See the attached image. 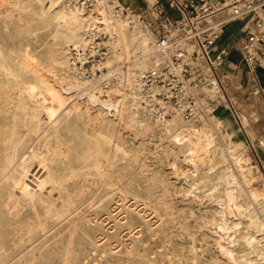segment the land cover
Segmentation results:
<instances>
[{
	"label": "rangeland",
	"instance_id": "1",
	"mask_svg": "<svg viewBox=\"0 0 264 264\" xmlns=\"http://www.w3.org/2000/svg\"><path fill=\"white\" fill-rule=\"evenodd\" d=\"M154 1L145 0L146 4L142 8L134 7V16ZM137 2L140 3V0ZM25 4V0H0V36L3 44L10 49L21 45L16 33L17 24H22L21 27L27 30L23 40H33L34 37L38 42L44 40L47 29L41 26L40 20L28 8H22ZM18 13L25 17L23 23L17 22ZM222 14L218 12L212 18H219ZM106 18L110 25L102 27L112 34L109 29L117 18L111 15ZM243 21L238 17L231 19L228 25L234 23L237 28L232 30L225 42H221V32L218 42L226 48L235 45ZM141 24L139 20L129 23L127 31L135 28L136 35L146 37L145 46L149 51L150 40H154V36L143 30ZM32 28L35 33L29 31ZM75 44L81 43L74 42L63 52L68 53ZM112 50L113 63L116 65L114 71L102 79L87 77L84 83L69 84L71 87L64 90V101L57 108L62 133L73 146L67 148L66 152L82 150L88 158L83 161L86 172L81 173L80 177L75 176L71 187L72 192L83 196L76 204L77 210L71 209L67 212L68 216H61V219L48 214L39 215L36 219L31 211V216L27 217L29 224L41 220L44 228L37 235H33L35 232L23 234L25 240L9 264H80L83 255L89 253L93 245L90 242L85 248L70 245L67 261H63L67 232L71 226L69 220L78 216L89 225L94 222L101 224L106 211L116 215L130 202H134L132 206L137 209L143 207V219L148 220L144 225L140 222L143 220L139 221L142 224L141 239L135 233L136 228L131 234L120 238L126 246L120 244L117 237H104L99 242L102 244L107 240L100 248L106 254L98 264H264V111L259 116L257 110L252 112L244 108L247 107V100L257 95L264 107V82L261 83L257 77L260 89L255 95L249 89L253 78L247 67H243L244 71L240 74L230 68L223 69L221 79L236 107V113L226 105L227 108L218 109L214 116L198 123L175 118L178 116L173 117V120L168 118L160 121L140 110L133 85L135 81L130 83L127 80L129 74H133L135 79L137 72L150 67L152 61L139 68V65L136 67L117 55L115 42ZM67 63L70 67L69 61ZM64 65L66 63H55L53 71H46L47 79L56 85L58 81L60 84L67 80ZM225 73L229 75V80L224 76ZM109 87L116 88L112 92H102ZM90 93L97 96L96 100L90 98ZM105 99L112 101V104H104ZM85 110L90 113V117ZM97 113L100 117L98 123L102 127L93 120ZM113 121L117 124V135L124 139L125 146L129 148L127 160L117 161L112 172L119 176L116 187L125 194V200L116 199L100 207L97 203L91 204L87 198L92 187L87 177L97 176L88 170L94 162V154L99 152L94 148V140L106 134V128ZM199 134L202 140L207 135L212 139L202 150L192 155L190 151L194 150ZM182 135H189V139H176ZM104 147L109 152V144ZM100 157L102 161L106 159L105 155H100L98 159ZM127 162L128 166H125ZM146 190L150 193H146ZM94 215L97 216L96 221ZM112 219L111 216L105 220L107 225L105 223V228L97 230L96 234L101 235L103 230L112 231L113 228L108 227ZM219 244L221 248H218ZM128 250L131 251L128 253Z\"/></svg>",
	"mask_w": 264,
	"mask_h": 264
},
{
	"label": "bare ground",
	"instance_id": "2",
	"mask_svg": "<svg viewBox=\"0 0 264 264\" xmlns=\"http://www.w3.org/2000/svg\"><path fill=\"white\" fill-rule=\"evenodd\" d=\"M119 2L124 4L129 1L119 0ZM25 3L22 8H28L31 14L40 20L41 26H45L47 31L44 40L40 42L36 41L35 37L33 40L26 41L23 40V36L27 30L21 27L22 24H17L16 33L21 45L15 49L6 47L0 36V264L11 262L13 255L25 240L24 233L35 232L33 235H37L43 230L44 225L41 220L33 225L29 224L27 217L31 216V211L34 212L36 219L43 214L55 218L61 216L66 218V215L69 214L67 212L76 209L77 202L83 197L81 193L72 192L71 187L73 186L74 177H80L81 173L86 172L84 169L86 164H83V161L86 159L87 154L82 150H73L71 153L66 152L67 148L73 146L70 145L71 142L69 143L62 133L59 125L61 117L57 115V108L64 101V90L71 87L70 85L73 86V82L84 83L87 77L76 74L68 67V53L63 52V50L74 42H86L94 27L108 25L106 17L111 15L117 19L112 20L109 29L113 34H111L110 47L112 49L113 42H115L118 56L124 57L136 67L139 65V68L140 66L144 67L150 61H152V65L154 56L152 50L153 40H150L149 52L145 46L147 38L136 35L133 30L135 28L127 31L129 20L124 16L114 14L109 6L102 1L90 8H85L72 0H25ZM16 18L18 23L25 21L22 14L18 13ZM230 21L228 19L226 25ZM133 25L135 24L131 26ZM34 30V28L29 29L30 32L35 33ZM61 62L66 63L64 66L65 71H67V80L61 81L60 84L58 81L56 85L47 79L46 71H53L52 68L55 63ZM41 68L43 71H41ZM139 71L141 72V70ZM224 76L229 80L228 74L225 73ZM136 77L134 79L133 74H129L127 80L130 83L135 81L133 85L135 86L138 106L140 110L146 112L141 105ZM113 85L117 84L113 83ZM115 88L109 87L102 92H106V90L112 92ZM90 98L96 100L97 96L94 97L90 93ZM259 101L258 95L252 97L249 101L247 100V107L244 108H249L252 112L257 110V115L262 116L264 107ZM111 102L105 99L104 104L109 105L112 104ZM225 108L227 107L223 109ZM244 110L246 111V109ZM85 112L90 117V113L87 110ZM173 117L175 116L169 119L180 118ZM93 120L97 122L99 127H102L98 123L100 122L98 113L94 115ZM158 120L165 121L168 118ZM113 122L106 128V134H100L101 136L94 140V148L99 152L97 151L98 154L96 155L93 153L94 162L91 164V168L89 167L90 169L87 168L88 171L97 175L96 177L92 175V177H87L90 178L89 182L92 184L87 198L90 199L91 204L97 203L100 207L110 201H116V199L125 200V194L122 193L121 189H117L118 186L116 187L119 176L114 175L112 172L115 171L114 167L117 165V161L127 160L129 148L125 146L124 139L117 135V124L115 121ZM181 137L189 139V135H182L176 137V139ZM211 139L207 135L203 138V142L201 135H197L194 150L190 151L192 155L197 154L198 150H202L204 145L209 144ZM106 144H109V152L105 151L104 146ZM97 155H105L106 159L102 161V158L98 159L99 156L97 157ZM125 166H128V162ZM82 179L86 180V178ZM126 187H129V185H126ZM123 191H126V189H123ZM146 193L149 194L150 191L146 190ZM133 204L134 202H130L128 205L125 204L126 207L116 215H111L110 211H106V216L101 218L102 221L100 222H103L101 224L94 222L89 225L86 220L73 216L69 220L71 226L67 232L63 261L65 263L67 261L70 245L75 248H85L87 242H90L93 247L89 249V253L83 255V261L80 264H98L106 254L105 250L100 248L109 237H117L120 244L126 246L120 238L136 228L135 233L141 239V225L146 224L148 220L143 219L144 215L141 212L143 207L137 209L132 206ZM118 206L115 208H118ZM121 208L122 206L119 209L121 210ZM111 216L113 222L110 225L108 224V227H112L113 232L103 230L101 235L96 234L97 230L103 229L106 223L104 221ZM93 217L96 221L97 216L94 215ZM89 221L90 219H88ZM104 237L106 239L101 244L99 241ZM219 246H221L220 244L218 248H221ZM130 251L128 250V253ZM229 254L231 256L230 252Z\"/></svg>",
	"mask_w": 264,
	"mask_h": 264
},
{
	"label": "built area",
	"instance_id": "3",
	"mask_svg": "<svg viewBox=\"0 0 264 264\" xmlns=\"http://www.w3.org/2000/svg\"><path fill=\"white\" fill-rule=\"evenodd\" d=\"M85 8L102 1L130 23L139 20L154 36L153 64L137 74L136 86L143 109L157 119L178 116L202 122L228 105L236 107L221 79V66L237 70L240 63L252 76L249 89L259 90L255 69H264V0H155L134 16V9L119 0H72ZM223 14L216 19L212 16ZM243 19L235 43L238 62L218 38L228 19ZM111 34L94 27L89 39L68 50L70 68L97 80L114 71Z\"/></svg>",
	"mask_w": 264,
	"mask_h": 264
},
{
	"label": "crops",
	"instance_id": "4",
	"mask_svg": "<svg viewBox=\"0 0 264 264\" xmlns=\"http://www.w3.org/2000/svg\"><path fill=\"white\" fill-rule=\"evenodd\" d=\"M124 4L129 5V6H131L134 9V7H136V8H139V7L142 8L146 4V2H145V0H140V3H138L137 0H131V1L126 2ZM135 4H137V6ZM132 5H134V6H132ZM235 28H237V25H235L234 23L232 25H230V26L229 25H225L223 27V29H222L221 42H225V40L227 39V36H229L232 33V30L235 29ZM233 33L235 34V30L233 31ZM223 36H225V37H223ZM221 42H218L220 46H222L221 45ZM222 47H224V46H222ZM229 50H230V56H229V58L231 60L235 61V62H238V60H239V54H238V52H237V50L235 48V45H231L229 47ZM243 67H246V66L240 63V66L238 67V69L237 70H232V71H234L236 74H240V73H242L244 71V68ZM221 69L222 70L223 69L224 70H228V67L225 66V65H222L221 66ZM255 73H256V77H258L259 81H261V83L264 82V69L261 68V67H257L255 69Z\"/></svg>",
	"mask_w": 264,
	"mask_h": 264
}]
</instances>
